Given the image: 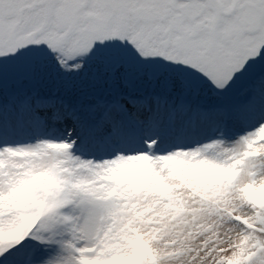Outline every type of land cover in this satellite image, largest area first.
I'll return each instance as SVG.
<instances>
[{"label": "snow or ice", "instance_id": "6c2138e0", "mask_svg": "<svg viewBox=\"0 0 264 264\" xmlns=\"http://www.w3.org/2000/svg\"><path fill=\"white\" fill-rule=\"evenodd\" d=\"M0 264H264V0H0Z\"/></svg>", "mask_w": 264, "mask_h": 264}]
</instances>
